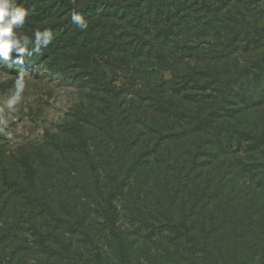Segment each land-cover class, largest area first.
Masks as SVG:
<instances>
[{
	"label": "rangeland",
	"instance_id": "rangeland-1",
	"mask_svg": "<svg viewBox=\"0 0 264 264\" xmlns=\"http://www.w3.org/2000/svg\"><path fill=\"white\" fill-rule=\"evenodd\" d=\"M96 1L17 0L30 10L19 33L54 39L37 65L0 63V264H98L96 251L124 264L108 200L131 264H210L161 228L201 196L223 208L227 237L238 225L255 237L252 260L237 241L238 264H264L263 0H150L131 15ZM155 70L158 81L139 79ZM221 127L255 146L215 160Z\"/></svg>",
	"mask_w": 264,
	"mask_h": 264
},
{
	"label": "trees",
	"instance_id": "trees-1",
	"mask_svg": "<svg viewBox=\"0 0 264 264\" xmlns=\"http://www.w3.org/2000/svg\"><path fill=\"white\" fill-rule=\"evenodd\" d=\"M150 4V0H137L134 2H130L127 4H123L120 2H110L105 0H97L93 7H97L100 5H112L117 7V10H120L123 12V14H129L131 15L134 11L139 10L143 7V4ZM263 11H264V0H263ZM54 25V24H53ZM168 45L166 43H162L161 48L167 47ZM47 49H42L41 54L39 55H33L32 57H24L25 64L28 65H37L40 63L41 59L39 58L42 55H45ZM174 52V51H173ZM18 60V57L15 53L11 54V58L8 61H0V63L4 64V68L7 69L10 66L12 67L15 64V61ZM139 79L143 81H158L159 80V74L155 71H148L145 73H138ZM222 103V102H221ZM229 116V115H226ZM214 137L219 142L220 145H214L211 155L214 157L215 160L221 161L225 160V157L230 154V148L236 147V148H242L247 143H251L253 145V142L251 141L250 135H248V132L243 131L242 129H229V128H217L214 133ZM205 139L202 140V142L199 144V147L204 146ZM222 145V146H221ZM251 145V146H252ZM255 146V145H253ZM249 148V147H248ZM249 150H252L251 148ZM220 153H224L225 155H221ZM228 153V154H227ZM198 165V164H196ZM112 182L115 185V193L120 194L121 191L124 188V180H118L117 178H112ZM220 189V188H218ZM217 190H213L208 192L209 201H211V195L212 197H217L216 199H212L213 201H221L223 198L221 197V194L217 196V193L219 192ZM261 194V193H259ZM109 207L112 209L111 217L109 218L110 223V229L111 234L116 240L118 247L121 251L122 255V261L124 264H131V257L129 248L126 246V242L124 241V238L119 230L117 218H118V211L117 207L108 200ZM160 205L164 208H162L164 214H167V212H171V201H163L160 203ZM181 206L184 208V204L181 202ZM187 207V206H186ZM185 207V208H186ZM208 202L206 197H200L196 204H193L190 208V212L187 214V217L185 216L181 221L180 225L177 226L176 222L174 221V217L171 214L167 217L166 222L161 224L162 230L166 228V232H169L173 236L174 242L182 245V242H188L190 244V249L192 251H196L197 253H200V255L203 256V260L207 261V263L210 264H238L241 262V259L238 258L237 254V241L241 238L243 239L244 243L248 246L249 253L247 254V257L249 255V259L252 260V257H250V251L251 248L254 247L253 243L255 242V237L253 236H247L242 230L241 226L238 225L237 229L238 233L234 236L235 230H232V233L229 234V237H227L226 230L228 226L225 228V220L227 217H225V220L222 218L223 216V208L219 205H217L212 211L208 209ZM208 209V211H207ZM192 217L193 221H188V218ZM183 229V230H181ZM230 232V231H229ZM242 241V243H243ZM97 254V260L98 264H104L102 255L99 251H96ZM231 257V259H230ZM237 257V258H235ZM247 259V258H246ZM244 261V260H242Z\"/></svg>",
	"mask_w": 264,
	"mask_h": 264
},
{
	"label": "clouds",
	"instance_id": "clouds-1",
	"mask_svg": "<svg viewBox=\"0 0 264 264\" xmlns=\"http://www.w3.org/2000/svg\"><path fill=\"white\" fill-rule=\"evenodd\" d=\"M29 12L30 10L18 4L17 0H0V61H8L11 54L15 53L18 57L17 63H23L25 56L41 54L42 49L47 48L53 41L54 36L50 28L35 30L34 39L19 33ZM71 20L81 31L87 30V20L75 9L71 13ZM15 89V93L8 100L9 109L23 99V73L18 74Z\"/></svg>",
	"mask_w": 264,
	"mask_h": 264
}]
</instances>
